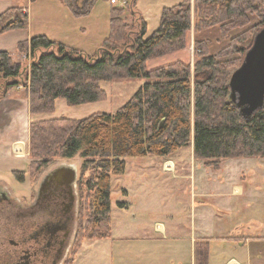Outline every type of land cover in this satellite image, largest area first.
Listing matches in <instances>:
<instances>
[{"label":"trees","instance_id":"1","mask_svg":"<svg viewBox=\"0 0 264 264\" xmlns=\"http://www.w3.org/2000/svg\"><path fill=\"white\" fill-rule=\"evenodd\" d=\"M134 2L126 0L122 7L110 9L108 36L90 55L41 34L17 43L18 53L25 54L19 61L0 50V99L9 90L24 87L30 114L52 113L59 99L68 106L103 100L102 81L145 80L114 113L29 124V171L40 172L55 159L76 155L82 159V171H91L82 182L90 199V216L86 227L77 229L63 264H72L82 241L109 238L110 178L124 172V158H170L192 143L194 158L214 168L221 159H264V107L243 118L228 86L254 35L264 26V0H182L161 11L149 36L143 18L137 16L131 35L132 24L123 17L127 5L134 7ZM249 14L257 17L254 25L248 24ZM27 27L23 6L13 5L0 14V34ZM214 27L229 41L216 55L207 39H195L192 65L177 60L147 70L149 59L183 50L190 29L199 35ZM222 57L229 58L219 61ZM125 205L117 203L120 208ZM207 261L206 249L197 253L196 264Z\"/></svg>","mask_w":264,"mask_h":264},{"label":"crops","instance_id":"2","mask_svg":"<svg viewBox=\"0 0 264 264\" xmlns=\"http://www.w3.org/2000/svg\"><path fill=\"white\" fill-rule=\"evenodd\" d=\"M15 1L0 0V14L13 6ZM24 1L31 5L36 0ZM47 1L51 2V5L44 7L38 27L42 26L41 21L48 22L52 28L55 27L53 32L52 30H45V32L40 27L33 32L30 29L33 26L30 20L31 10L29 15L26 7L24 10L29 18L27 29L0 34V38L9 34L19 60L23 59L25 54L18 53L17 43L28 40L32 35L40 34L85 53L83 45L86 35L79 23V18L88 14L87 9L94 0ZM108 1L111 4L110 8L122 7L126 2V0ZM180 1L155 0L158 20L164 8H170ZM146 2L144 4L142 0H135L134 9L147 24V15L152 13L154 0ZM30 8L32 9V6ZM108 20L109 17L107 19L106 15L103 18L104 25L101 31L105 30L97 36L94 43L100 45L108 36L109 32L105 27V24L109 23ZM153 30L147 28V34ZM0 49L4 48L0 47ZM58 104H62V99L55 101V110ZM62 114L67 115L66 111L61 110L59 115ZM58 117L55 111L52 114H30L26 89L18 86L9 90L0 99V172L23 170L15 162L20 158L13 155V148L20 143L24 147L27 146L30 123ZM172 157L163 158V170L166 165H170L171 168L167 171H176L175 158ZM4 184L0 181V185ZM233 189L235 193H239L241 187L237 185ZM190 202L189 206L181 207L176 213L158 211V208L147 205L139 210L133 202H125L126 205L123 208L117 206L116 210L112 211L111 205L109 238L83 242L77 249L72 264H76L80 259L90 264H196L197 253H204L205 249L208 251L207 264H209V250L212 242H218L223 250L222 253L232 254L226 261H222L224 264H264V230L257 228V220L231 214L232 203L227 199L211 200L207 203L193 198ZM204 203H207V206ZM162 218L165 222L156 220ZM123 229L124 231H121ZM226 249L228 251H225Z\"/></svg>","mask_w":264,"mask_h":264},{"label":"rangeland","instance_id":"3","mask_svg":"<svg viewBox=\"0 0 264 264\" xmlns=\"http://www.w3.org/2000/svg\"><path fill=\"white\" fill-rule=\"evenodd\" d=\"M146 1L147 0H142V3L146 4ZM14 5H20L24 8L27 7L29 15L31 10L30 20L31 25L33 26L30 29L33 32L39 30L37 29L39 27L43 31H54L55 27L52 28L48 22L41 21L42 26L38 27V21L40 15H42L44 11V7L51 5V2H48L47 0H36L30 5L24 0H16ZM30 6H32V9ZM110 6L111 4L108 0H94L88 14H84L79 18V23L86 35L83 45L84 51L88 55L95 52L98 48L99 43L94 42L97 36L105 30L101 31L104 25L103 18L107 15L108 19L111 9ZM153 6L152 13L147 15V28L149 30L155 29L159 21L155 0ZM130 11L134 12L133 16L129 15ZM135 12L136 10L134 7L129 4L123 13V17L127 19L128 23L132 24L131 28H133V31L131 35L135 32V26L137 25L136 20L137 16H139V13ZM256 22V15H250V21L248 22L249 26L254 25ZM105 27L109 32V23H106ZM237 32L238 30L232 31L230 36H234ZM150 34L151 33H148L147 36ZM195 39H207L209 42L210 52L213 55L219 53L229 42L228 39L225 40L221 38L217 27L206 30L199 35H195L193 33V29H190V31L186 34V46L183 50L149 59L146 64L147 70H154L177 60H181L192 65L196 59V51L193 45V41ZM0 47L4 48L0 50H9L15 61L17 59L19 60V57L17 58L14 51L15 49L11 44L9 34L0 38ZM228 58L222 57L218 58V60L224 61ZM143 82H145V80L141 78L102 81L99 83V86L105 94V98L103 100L79 106H68L65 101L62 100V104H58L56 110L54 108V111L59 116L58 118L65 117L70 119L83 118V116L86 117L95 112L114 113L128 101V99L136 92ZM61 110L63 112L66 111L67 115H59ZM41 114L44 113H40V115ZM28 140L27 146H25L26 148L23 147L27 154L24 157H18L20 158L19 161H15L19 164V167L26 171V179L24 183L20 185L11 172L2 171L0 172V181L5 183L3 186L7 187L13 196L20 197V195H25L27 192H32L34 190V184L37 183L38 179L44 172L58 165H71L73 168H76L78 176L81 177L78 188L79 206L77 229L79 226L82 228L86 227L91 211L89 206L90 199H88V192L82 185L85 182L84 180L90 176L91 171H82V159L76 155L72 159H55L52 163L44 166L40 172H37V169L35 168H33V170L31 169L33 171L31 172V170H28V163L31 161L30 156L28 155ZM20 146H22V144H18L15 147L19 148ZM173 157L176 162L174 165L176 167V171L172 170L173 172L162 169L164 159L161 157L148 155L124 158V172L122 174H111L110 178L112 211L116 210L117 203L124 201L133 202V204L135 203L136 208L139 210L144 205H147L158 208V211H173L176 213L179 209H181V207L189 206L191 204L190 201L193 198L197 201L204 200L206 202L211 200L216 201L220 199H227L232 203L231 208L233 212L231 214H236L246 219L252 218L253 220H257V228L264 230L263 158L221 159L217 163L218 168H214L212 166H206L203 160H197L194 158L191 144L181 149ZM28 174L31 178V182H29L30 184H28L27 180ZM237 185L241 187L239 193H235L233 189V187ZM207 203H204V205L207 206ZM232 217L235 218L236 216ZM156 220L165 222V219L163 218ZM118 224H120V222ZM118 227L121 226L118 225ZM121 231H124V229ZM97 240L102 239L93 238L89 241L93 242ZM85 241L88 240H84L82 243ZM225 251L228 250L226 249ZM222 252L223 250L220 248L218 242H212L209 250V264H224L222 261H226L230 256H232V254L230 255V252L227 254ZM86 262L87 261L80 259L76 264H90L89 262Z\"/></svg>","mask_w":264,"mask_h":264},{"label":"flooded vegetation","instance_id":"4","mask_svg":"<svg viewBox=\"0 0 264 264\" xmlns=\"http://www.w3.org/2000/svg\"><path fill=\"white\" fill-rule=\"evenodd\" d=\"M69 166L44 172L34 190L20 197L0 185V264H63L66 260L77 232L81 180L77 172L70 175ZM53 170L57 172L52 174ZM25 172L11 174L22 185ZM48 175L47 187L39 190ZM27 178L30 184L29 174Z\"/></svg>","mask_w":264,"mask_h":264},{"label":"water","instance_id":"5","mask_svg":"<svg viewBox=\"0 0 264 264\" xmlns=\"http://www.w3.org/2000/svg\"><path fill=\"white\" fill-rule=\"evenodd\" d=\"M228 86L230 99L243 118H250L264 107V26L254 35L241 64L232 72ZM69 167L70 175L74 176L75 168ZM56 172L53 170L51 173ZM49 178L48 175L43 179L39 190L47 187Z\"/></svg>","mask_w":264,"mask_h":264},{"label":"built area","instance_id":"6","mask_svg":"<svg viewBox=\"0 0 264 264\" xmlns=\"http://www.w3.org/2000/svg\"><path fill=\"white\" fill-rule=\"evenodd\" d=\"M24 146H23V144H22V146L21 147H15V148H13V154L15 155V157H24L26 154H27V152L25 151V149L23 148ZM170 168H171V166L170 165H166L165 166V170L167 171V170H170Z\"/></svg>","mask_w":264,"mask_h":264},{"label":"bare ground","instance_id":"7","mask_svg":"<svg viewBox=\"0 0 264 264\" xmlns=\"http://www.w3.org/2000/svg\"><path fill=\"white\" fill-rule=\"evenodd\" d=\"M21 144V143H20ZM21 147V146H20Z\"/></svg>","mask_w":264,"mask_h":264}]
</instances>
